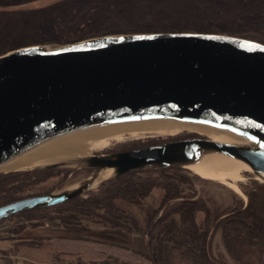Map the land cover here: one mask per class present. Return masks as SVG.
Instances as JSON below:
<instances>
[{"label": "water", "instance_id": "obj_1", "mask_svg": "<svg viewBox=\"0 0 264 264\" xmlns=\"http://www.w3.org/2000/svg\"><path fill=\"white\" fill-rule=\"evenodd\" d=\"M140 120L205 124L247 144L204 136L87 155L76 166L2 169L63 135ZM202 153L239 161L256 178L264 176L263 44L202 33L133 34L57 48L35 45L0 56V174L56 167L91 171L70 188L1 205L0 221L63 204L128 173L190 170ZM103 169L115 174L96 184Z\"/></svg>", "mask_w": 264, "mask_h": 264}, {"label": "rangeland", "instance_id": "obj_2", "mask_svg": "<svg viewBox=\"0 0 264 264\" xmlns=\"http://www.w3.org/2000/svg\"><path fill=\"white\" fill-rule=\"evenodd\" d=\"M171 32L225 35L264 45V0H0V56L35 45L57 48L105 36ZM198 134L183 130L170 135H124L118 141L109 140L102 147L90 150L87 155L115 153L119 148L131 149L132 145H158L183 135L207 136ZM52 169H59L61 174L47 178L29 194L57 192L90 176L87 169ZM144 171L148 170L136 172ZM249 172L241 169L237 174L239 180H226L235 184L238 193L188 169L136 177L180 179L182 194L194 195L213 210L224 211L245 206L250 194L264 200V185ZM87 193L81 197L87 198ZM160 194V190H153L141 204L119 203L114 213L120 215L118 222L123 226L114 229L96 217L53 207L19 213L0 221V241L10 245L15 264H158L151 256L149 263L127 250L138 236L125 227L134 219L141 223L147 208L157 206ZM104 213V210L95 211L99 215ZM218 233L212 241L214 257L233 264L221 246ZM178 242L180 238L171 235V244Z\"/></svg>", "mask_w": 264, "mask_h": 264}, {"label": "trees", "instance_id": "obj_3", "mask_svg": "<svg viewBox=\"0 0 264 264\" xmlns=\"http://www.w3.org/2000/svg\"><path fill=\"white\" fill-rule=\"evenodd\" d=\"M189 137L200 138L194 135L179 138ZM130 148L141 147L132 145ZM166 171L170 169L128 173L90 192L87 198L79 196L52 209L96 217L104 225L113 229L120 228L123 226L118 222L120 215L114 213L118 211L119 203L141 204L153 190L158 189L162 194L157 206L147 208L141 223L134 219L128 228L125 227V230L133 231L138 236L127 249L134 255L149 263L151 256L158 264H225L222 259H215L212 250L213 237L219 232L221 246L233 264H264L263 199L250 194L247 195L245 206L215 211L201 198L182 194L183 181L180 179L166 176L160 180L136 177L147 173L163 174ZM60 174L59 169L0 174V206L26 197L39 196L29 193L47 178ZM99 210L105 213L95 214ZM171 235L180 238V243L171 244Z\"/></svg>", "mask_w": 264, "mask_h": 264}, {"label": "bare ground", "instance_id": "obj_4", "mask_svg": "<svg viewBox=\"0 0 264 264\" xmlns=\"http://www.w3.org/2000/svg\"><path fill=\"white\" fill-rule=\"evenodd\" d=\"M183 130L207 135L211 140L216 142L238 145L247 144L246 141L225 129L200 123L174 120L128 121L97 126L63 135L37 146L4 165L2 169L3 171L30 169L59 163L64 166H76L74 162L86 157L90 150L102 147L109 140L118 141L124 135L131 137H141L146 134L170 135L182 132ZM189 169L204 179L219 181L224 185H228L237 193L239 190L235 184L228 183L226 180L232 178L235 181L239 180L237 174L241 169L250 171L249 167L243 163L218 154L200 155L196 163L191 165ZM114 174L113 169H103L99 172L95 183L98 184L108 180ZM260 179L264 182L263 175H260Z\"/></svg>", "mask_w": 264, "mask_h": 264}, {"label": "crops", "instance_id": "obj_5", "mask_svg": "<svg viewBox=\"0 0 264 264\" xmlns=\"http://www.w3.org/2000/svg\"><path fill=\"white\" fill-rule=\"evenodd\" d=\"M169 238L171 240V236ZM10 251H11L10 245L0 241V264H15L14 262L15 256L10 255Z\"/></svg>", "mask_w": 264, "mask_h": 264}, {"label": "flooded vegetation", "instance_id": "obj_6", "mask_svg": "<svg viewBox=\"0 0 264 264\" xmlns=\"http://www.w3.org/2000/svg\"><path fill=\"white\" fill-rule=\"evenodd\" d=\"M171 33H173V32H171ZM138 34H163V33H138ZM164 34H167V33H164ZM126 35H133V34H126ZM125 150H127V149H123V148L121 149V148H119L117 152H122V151H125ZM102 154H105V153H102ZM67 171H69V170H67ZM88 172H89V174L91 173V171H88ZM87 194H89V193H87Z\"/></svg>", "mask_w": 264, "mask_h": 264}]
</instances>
